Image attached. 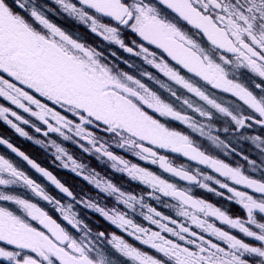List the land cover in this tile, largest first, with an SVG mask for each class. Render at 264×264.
I'll use <instances>...</instances> for the list:
<instances>
[{
  "label": "snow or ice",
  "instance_id": "snow-or-ice-1",
  "mask_svg": "<svg viewBox=\"0 0 264 264\" xmlns=\"http://www.w3.org/2000/svg\"><path fill=\"white\" fill-rule=\"evenodd\" d=\"M57 2L81 21L87 18L93 33L114 42L127 53L143 56L147 64L163 77L229 117L235 124V131L253 125L264 127V0H245V7L241 6L240 0H159L164 8L177 14L180 22L200 32L203 47L187 40L186 34L176 25L160 19L157 10L147 0ZM26 4L27 0H0V120L22 137L32 138L24 127L27 125L46 139L55 134L72 141L66 132L74 133L93 147H96L95 136L89 129H107L109 133L127 130L140 139L139 147L145 153L141 155L138 151L136 156L158 163L161 169L184 181H196L197 176L173 167L164 156H159L158 161L153 159L158 152L171 149L172 153H182L183 157L214 170L219 177L230 182L221 184L222 179H216L215 184L226 190L229 200L239 204L245 213L238 217L229 216L212 203L193 198L144 168L134 164L127 167V161L101 145L97 151L125 165L124 170L134 180L159 188L166 196L179 200L181 207L176 216L187 222L180 223L145 205L149 214L142 215L143 220L157 229L149 232L148 228L126 218L116 209L97 207L92 201H76L95 210L121 230L122 235L109 234L108 243L135 264H167L168 261L172 264H264V219L258 217V214L264 216V179L248 175L225 160L206 155L193 146L187 136L165 128V121L173 119L200 131L190 122L188 115L176 111L172 104L141 80L127 73L122 74L123 79L113 75L99 62L98 53L72 40L35 8L28 9ZM36 25L61 43L45 39L34 31L33 26L38 28ZM122 27L136 34L140 41L138 51L134 52L135 42H132L133 47H127L128 42L121 35ZM185 41L187 46L183 43ZM152 48L160 52L159 57L149 51ZM228 65L236 70L247 69L259 77L260 82H254L259 92L239 79L229 78ZM143 76L154 79L151 73H143ZM186 76L192 80L198 78L215 90L231 94L247 106L251 114L233 112L224 106L231 101L217 103ZM161 87L167 89L168 85L161 84ZM171 94L176 95L175 92ZM184 103L202 117L212 119L210 113L193 107L187 99ZM33 119L39 122V126L32 123ZM201 134L213 143L218 141V137L208 132L201 131ZM250 139L257 147L264 148V137L254 135ZM35 142L46 144L43 139ZM135 142L125 140L129 145ZM47 144L55 149L56 159L64 168L71 169L102 192L118 191L111 182L86 175L85 166L56 140L48 139ZM0 145L16 153L68 199H75V194L64 182L14 146L6 136L0 135ZM76 146L88 151L83 144ZM154 146H159L156 151H152ZM226 147L230 145L226 144ZM244 159L248 158L245 156ZM253 163L249 160V164ZM204 179L212 181L213 177L205 175ZM16 181L22 182L35 197L46 202L45 206L7 191L9 186L17 184ZM229 184L233 186L229 187ZM201 187L212 191L208 184ZM117 200L128 210L134 208L133 202H140V198L124 193ZM65 201L51 195L7 156L0 154V202H3L0 203V222L14 221L21 230L7 234L0 231V264H104L91 229L74 211V205L65 204ZM200 214L210 215L217 224L238 230L251 240L237 238L235 234L230 236L213 224L205 225ZM97 235L103 238L105 233ZM128 237L154 252L131 243ZM257 257L259 260H255Z\"/></svg>",
  "mask_w": 264,
  "mask_h": 264
},
{
  "label": "flooded vegetation",
  "instance_id": "flooded-vegetation-1",
  "mask_svg": "<svg viewBox=\"0 0 264 264\" xmlns=\"http://www.w3.org/2000/svg\"><path fill=\"white\" fill-rule=\"evenodd\" d=\"M74 2L79 3L78 0H74ZM147 2L157 10L160 19L176 25L178 29L186 34L187 40L193 41L195 44H199L203 47V45L200 44V33L197 30L191 29L183 22H180L177 15L164 8V6H162L157 0H147ZM240 4L242 7H245V0H240ZM26 6L28 9L35 8L40 14L47 18L52 24L60 28L61 31L68 35L72 40L78 41L87 48L93 49L99 54L97 56L99 62L106 65L111 70L113 75L123 79L122 74L127 73L128 75L141 80V82L151 89V91L160 95L167 103L172 104L176 111H180L183 114L188 115L191 118L190 122L196 125L200 131L194 130L182 122L173 119L165 121V128H168L170 131L180 132L182 135L187 136L193 146L197 147L199 151L204 152L206 155L222 161L225 160V162L229 163L230 166L240 167L242 171L248 175L264 179V148L257 147L256 143L250 139V137L254 135L264 137V127L253 125L250 128L240 129L238 132L235 131V124L229 117L216 112L211 108V106H208L205 102L200 101L199 98L194 97L192 94L188 93L187 90L182 89V87L177 85L174 81H170L166 77H163V75L156 69L147 64L143 56L127 53L114 42L107 41L99 34L93 33L90 30V22H87V18L85 21H81L77 16L65 11L57 0H27ZM103 19L108 20L106 17ZM257 23L259 24L261 21H258ZM36 26L38 28L33 26L34 31L45 37V39L50 40L52 43H61L56 37L50 38L47 31H41V29H39V25ZM121 35L122 38L128 42L127 47H133L132 42H135L134 52L139 50L140 41L137 40L138 37L134 32L126 27H122ZM183 43L187 46V41ZM149 51L155 52L157 57L160 56V52L156 51L155 48L149 49ZM205 51L210 55L208 50ZM217 55H220V53H217ZM226 67V71L229 73V78L239 79L252 88L253 91L259 92V90L255 88L254 83L260 82L259 77L244 68L236 70L231 65ZM175 70L179 71V69ZM143 73H151L154 79L144 77ZM185 78L193 82L195 86L200 87L201 90L205 91V93L210 96V98L216 99L217 103L231 101L230 104L224 103V106L230 107V110L233 112L243 111L251 114V110L248 109L247 106L243 105V103L237 98L231 96V94L215 90L198 78H196L197 80H192L190 76H186ZM156 81H160V83L158 84ZM161 84L168 85V88H162ZM172 92H175L176 95L173 96L171 94ZM185 99H187L193 107H199L201 111L210 113L212 119L209 120L202 117L192 108H189L188 105L184 103ZM32 123H36L37 126H39V122L34 119L32 120ZM40 126L43 127V125ZM24 127H26L31 133V139L20 136L3 120H0V135L6 136L14 146L18 147L21 151H24L31 159L39 163L41 167L46 168L56 175L73 191L75 199H68L60 193L54 185L46 180L45 177L28 165V163L16 153L9 150L6 146L0 145V154L7 156V158L10 159L18 169L24 171L32 179L36 180L37 183H40L51 195L62 200H66L64 202L65 204L72 203L74 205V211L78 213L83 223L91 229L92 238L96 242V247L99 249L100 256L104 259V264H135V262L123 256L108 243L109 234L117 233L122 235L123 233L121 230L107 221L105 217L95 210L87 208L83 205V203H76V201L83 202L87 200L96 203L97 207L116 209L122 214H125L126 218L132 219L135 223L148 228L149 232L156 231L157 229L152 228L146 223V221L143 220L142 215L149 214L145 205L156 208L162 214L169 215L172 219H176L180 223L186 224L187 222L183 217L176 216L177 210L181 207V202L179 200L166 196L164 193L159 191V188H151L139 180H134L128 175L127 171L124 170L126 167L125 165L110 159L104 154V152L97 151V148L101 145L104 146L106 151L111 152L113 155L127 161V167L134 164L140 168H144L147 171L152 172L154 175L159 176L166 183L175 185L178 190L186 192L193 198L204 199L206 202L212 203L214 206L225 211L229 216L235 215L238 217L239 215H245L243 208L239 204L233 200H229V193L215 184L216 179H222L221 184L230 182L225 178L219 177L214 170L212 171L206 166L201 165L199 161H192L190 158L183 157L182 153H172L171 149L158 152L157 156L153 159L158 161L159 156H164L167 162L172 164L173 167L181 168L189 174L197 176V180L193 182L181 180L173 174L162 170L158 163L153 164L151 160L145 161L136 156V152L138 151L141 152V155H145V153H143L139 147L140 139L135 137L133 134L128 133L127 130H116L109 133L107 129H89V131H93L95 136L96 147H93L91 144H88L76 137L74 133L66 132L67 135L71 136L72 141L75 144L72 141L63 140L55 134H52V137L46 139L43 136H40L39 133H36L30 126L25 125ZM201 131L208 132L211 135L218 137L217 143H213L207 136L202 135ZM36 139H43L46 144L36 143ZM48 139L56 140L57 143H60L67 148L69 153L72 154L73 157L79 161V163L85 166L84 172L86 175H95L98 178L109 181L116 186L118 191L112 193L102 192L94 184H91L89 181L77 175L71 169L64 168L61 162L56 159L55 149L52 148L50 144H47ZM126 139H133L136 142L129 145L125 143ZM219 141H224V143H220ZM80 144H83V147L87 148L88 151L85 152L76 146ZM226 144L230 145V147H226ZM158 147L159 146H154L152 151H156ZM245 156L248 159H244ZM249 160L254 161V163L249 164ZM114 164L116 167H113ZM198 169L199 171H197ZM205 175L212 176V181L205 180ZM16 183L17 184L9 186L6 190L25 196L26 198H31L34 200V203L37 202L41 206H45L46 202L35 197L31 193L30 189L23 185L22 182L16 181ZM202 184H208L212 191L202 188ZM232 186V184H229V187ZM121 193L140 198V202H133L134 208L132 210H128L122 203H120V201L117 200V197ZM258 217L260 219H264V216H261L260 214H258ZM199 218L204 221L205 225L213 224L214 227H218L220 231L226 232L230 236L235 234L238 236L237 238L240 237L244 240H251V238L244 236L238 230L231 229L227 225L217 224L216 220L211 218L210 215L205 217L200 214ZM24 223L27 222L25 221ZM0 231L7 234L20 232L21 230L14 221H4L0 222ZM100 232L105 233L103 238L98 237L97 234ZM74 234L79 235L80 233ZM167 238L168 237L165 236V239ZM128 239L131 243L136 244L138 247L154 252V250L146 248V246L139 244V242L132 240L130 237H128ZM217 247H219V245H217ZM225 251H227V249H225ZM249 259L253 258L249 257ZM255 260H259V258L257 257ZM167 264H172V262L168 261Z\"/></svg>",
  "mask_w": 264,
  "mask_h": 264
},
{
  "label": "water",
  "instance_id": "water-1",
  "mask_svg": "<svg viewBox=\"0 0 264 264\" xmlns=\"http://www.w3.org/2000/svg\"><path fill=\"white\" fill-rule=\"evenodd\" d=\"M79 1V0H78Z\"/></svg>",
  "mask_w": 264,
  "mask_h": 264
}]
</instances>
